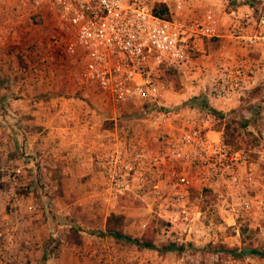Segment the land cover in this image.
<instances>
[{"label":"built area","instance_id":"1","mask_svg":"<svg viewBox=\"0 0 264 264\" xmlns=\"http://www.w3.org/2000/svg\"><path fill=\"white\" fill-rule=\"evenodd\" d=\"M11 1L32 16L58 23L66 39L63 57L80 86L117 111L136 112L145 129L156 132L154 144L133 129L107 135L109 152L100 165L108 199L148 183L152 199L168 208L166 223L184 238L201 214L188 201L190 193L212 194L216 209L231 220L243 213H264V186L257 187L250 152L230 147L219 132L199 128L189 119L175 121L161 102L168 92L163 72L187 67L200 56L204 42L218 37L212 9L198 16L181 15L186 0ZM161 9L164 17L154 12ZM259 23L264 24V18ZM259 37L244 41L254 44ZM241 83L240 70L223 73L218 95L233 98ZM256 153L264 158V148ZM8 155L1 152L6 205L36 215L34 204L18 190L22 168ZM1 225L0 264H12L7 253L14 247V227L9 220Z\"/></svg>","mask_w":264,"mask_h":264},{"label":"rangeland","instance_id":"2","mask_svg":"<svg viewBox=\"0 0 264 264\" xmlns=\"http://www.w3.org/2000/svg\"><path fill=\"white\" fill-rule=\"evenodd\" d=\"M206 8L214 13L219 38L206 41L202 54L207 57L198 60L197 65L189 64L163 72L162 79L168 86V92L161 102L175 121L189 119L199 128L219 132L221 138L223 125H228L224 139L231 146L250 152L256 164L257 187L263 190L264 158H259L256 152L264 148V24L259 23L264 18V0H186L180 14L198 16ZM31 16L24 7L11 0H0V26L5 28L3 34L9 45L8 53L17 60V71L26 70L23 62L34 65L40 61L46 71L57 72L63 79L75 78L63 57L62 46L66 39L58 23L42 17L39 23H33ZM240 34L243 38L236 39ZM259 34L261 37L254 44L244 41V37ZM222 59L234 61L224 63L222 68L219 65ZM236 69L242 73L241 89L233 98H221L218 95L221 75ZM76 84L82 93L79 99L88 106L99 133L106 130L107 137L114 132L119 134L133 129L147 143H156V132H148L138 121L140 116L136 112L129 109L117 111L105 98L80 86L77 81ZM100 150L103 146L98 150L102 157L98 159L97 171L100 174L96 181L89 175H68L67 180L57 174L40 175L39 179L38 176L32 177V181L29 179V187L21 191L24 196L26 193L32 196L36 213L43 223L47 222L49 231L56 230L58 225L63 226L60 234L66 246L94 240L90 238L95 236L91 232L103 231L106 218L116 214L123 217L122 232L132 238L150 240L155 249L106 237L105 241H100L104 248L110 249V257L105 255L102 258L101 255L102 261L106 260L105 264H264V256L238 259L224 251L249 244L264 250V213H243L241 218L231 220L216 209L215 197L207 192L190 193L188 196V201L192 206L196 205L201 214L190 224L187 236L182 237L181 250L159 251L161 244L170 242L163 232L168 208L162 200L152 199L148 183L108 199L100 164L109 149L106 148L104 155ZM88 155L84 150L83 156L88 158ZM73 178L80 183L77 186L86 189L78 191ZM3 185L0 183V190H5ZM59 198L64 205L55 203ZM44 242L45 246L52 248L60 244L58 238L50 236L45 237ZM178 244L176 246H180ZM188 244L192 247L189 248ZM218 246L224 248L218 249Z\"/></svg>","mask_w":264,"mask_h":264},{"label":"crops","instance_id":"3","mask_svg":"<svg viewBox=\"0 0 264 264\" xmlns=\"http://www.w3.org/2000/svg\"><path fill=\"white\" fill-rule=\"evenodd\" d=\"M4 30L0 26V183L5 186L1 172L2 151L8 152L9 158L22 168L20 193L29 187V179L32 181L34 176L39 179L40 175L57 174L63 180H67L68 175H89L96 181L100 174L97 171L98 159L102 157L98 150L103 146L100 151L106 154L104 141L107 131H97V123L92 119L88 106L79 99L82 93L75 87H78L76 79H63L57 72L46 71L40 61L34 65L21 62L26 70L22 72L19 69L18 72L15 67L17 60L8 53ZM206 43H203L202 50ZM202 53L190 66L207 57ZM221 62L222 68L224 63H231L225 59ZM82 150L88 151V158L83 156ZM73 181L78 191L86 189L77 186L80 183L76 178ZM25 198L34 204L29 193ZM56 201V204L64 205L62 198ZM39 217V214L28 216L21 208L6 205L4 190H0V225L5 220L12 221L15 231L14 247L7 253L12 263L105 264L106 260L102 261V258L105 255L110 257V249L102 244L106 237L92 236L90 238L94 240H85L84 244L66 246L60 234L63 226L56 227L60 230L49 231L47 222L43 223ZM48 235L58 238L60 244L55 248L45 246L44 238Z\"/></svg>","mask_w":264,"mask_h":264},{"label":"trees","instance_id":"4","mask_svg":"<svg viewBox=\"0 0 264 264\" xmlns=\"http://www.w3.org/2000/svg\"><path fill=\"white\" fill-rule=\"evenodd\" d=\"M154 12L163 17L165 16L163 9L159 11L154 10ZM40 19L41 18L39 16H31V21L33 23H39ZM227 126L228 125H223V128H222L223 142L234 149H240L239 146H231L230 143L224 139L225 129H227ZM122 220H123V217L121 215L110 214L105 220L103 231L96 230V231H92L91 234L98 236V237H110L115 240H123V241L135 244L136 246L146 248V249H155V246L152 244L150 240L132 238L130 235L122 232L121 230ZM163 227H164L163 232L167 234L166 237L169 239L170 242L166 244H161L158 250L164 253L181 250V245L183 242V238H182L183 234H181V231L176 228H170L168 223H164ZM176 243L177 244L179 243L178 245L180 246H176L177 245ZM186 243H189V242H186ZM188 246L189 248L192 247L191 244H188ZM218 247H219L218 249L224 248L223 246H218ZM224 251L231 253V255H233L235 258H238V259L246 257V256H258V257L264 256V250H259L258 248L250 244L242 248H230Z\"/></svg>","mask_w":264,"mask_h":264}]
</instances>
